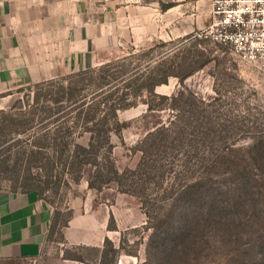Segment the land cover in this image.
Wrapping results in <instances>:
<instances>
[{"label":"rangeland","instance_id":"1","mask_svg":"<svg viewBox=\"0 0 264 264\" xmlns=\"http://www.w3.org/2000/svg\"><path fill=\"white\" fill-rule=\"evenodd\" d=\"M119 2L125 4L130 0ZM137 2L140 5L155 3L159 10L174 2L176 8H182L203 27L210 22L214 0ZM179 23L180 33L177 21L170 22L166 46H155L146 56L138 50L137 62L144 63L151 58L155 64L162 55L166 61L175 57L180 62L185 57L197 60L201 58L199 51L211 61L185 80L197 97L191 100L186 91L181 95L177 111H149L143 102L145 97L119 111L124 128L120 136L112 134L111 153L103 152V160H107L103 171L106 174L110 167L108 155L117 170L123 171L124 183L111 181L90 187L85 180L88 175L76 183L63 168V161L60 162L64 155L62 159L53 160L50 149L37 156L29 151L23 153L25 148L33 147L41 132L48 138L39 142L50 146L58 144L57 148L64 143L63 138L56 142L52 139L56 133L54 125L44 127L40 114L32 127L24 128L26 120L31 119L36 96H44L48 91L46 86L38 87L34 82L0 94V189L25 191L36 187L42 190L46 201L63 210V219L69 212L71 217L74 214L69 203L72 195L88 191L96 202L107 204L122 197L123 205L130 206L141 217L136 225H123L124 248L117 264H264V68L239 58L228 46L209 40L195 42L187 35L197 29L188 31V22ZM158 24L161 28L162 21L158 20ZM131 50L127 47V54ZM180 87L179 78L172 76L168 84L156 90L171 95ZM186 99L191 102L186 103ZM171 120L187 131L193 130L199 122L211 133L205 137L186 134L188 138H182L183 143L174 150L166 148L153 153L147 159L149 164L153 162V171L144 165L134 178L130 169H135L140 160L139 142L148 132ZM40 127L44 129L35 134ZM14 129L21 131L10 137L9 132ZM61 135L68 141L66 133L61 132ZM79 141L86 143L87 135ZM230 147L232 149L228 150ZM184 160L191 164L184 167ZM172 166L177 170L173 185L169 174ZM134 191L149 196L147 208L152 214L149 228H146V207ZM63 243L59 232H53L46 249L49 245L52 252L57 253ZM83 255L93 257L86 251ZM0 264L33 262L0 259Z\"/></svg>","mask_w":264,"mask_h":264},{"label":"crops","instance_id":"2","mask_svg":"<svg viewBox=\"0 0 264 264\" xmlns=\"http://www.w3.org/2000/svg\"><path fill=\"white\" fill-rule=\"evenodd\" d=\"M118 3L0 0V94L122 57L129 46L166 41L171 21H177L179 33L181 21L188 22V31L202 27L176 5L159 10L155 3ZM211 16L212 12L210 20ZM158 20L162 21L161 28ZM69 203L74 214L62 228L64 243L53 253L46 244L55 207L35 190L0 189V259L86 264L65 258L63 248L103 247L107 237L118 247L123 225H136L141 217L123 205L122 197L110 204L98 203L85 191L72 195ZM112 218L116 227H110Z\"/></svg>","mask_w":264,"mask_h":264},{"label":"trees","instance_id":"3","mask_svg":"<svg viewBox=\"0 0 264 264\" xmlns=\"http://www.w3.org/2000/svg\"><path fill=\"white\" fill-rule=\"evenodd\" d=\"M173 5H175L174 2H169L164 5L163 9ZM192 36L193 32L187 35L195 42L207 41ZM167 44L168 41L159 40L156 45L133 47L129 54L103 64L36 82V86H46L48 91L44 96H40V94L36 96L35 103L30 111L31 119L26 120L24 128L32 127L36 117L40 114V120L45 121L43 123L44 127H48L49 124L54 125L56 133L52 139L56 142L63 138L64 143L63 146L60 144L61 147L57 148L58 144L57 146H50L46 142H39L41 139L46 140L48 138L42 132L38 134L39 131L44 129L40 127L37 128L35 133L38 134V141L31 149L25 148L23 153L29 151L30 154L37 156L50 149V159L53 160L62 159L64 155V160H60V162L63 161V168L76 183L83 177L85 178V175H88L85 180L88 181L90 187L100 186L111 181L124 183L122 180L123 171L119 172L117 170L115 163L110 160L108 155L110 167L107 169L106 174L103 171L106 169L105 161H107L103 160L105 157L103 152L111 153L114 146L112 134L115 133L120 136L124 128V122L119 118V111L134 106L142 97H145L143 102L147 104L149 111L163 109L177 111L179 109L178 102L182 100L181 95L186 91L190 94L191 100L197 97L195 92L185 84V80L211 61V58L202 57L199 51L198 55L201 58L197 60L185 57L184 61L180 62L175 57L170 61H166L162 55V59L155 64H152L154 61L151 58H148L144 63L137 62L138 50L146 56L155 49V46L164 47ZM172 76L179 78L181 87L171 95L157 92L156 88L162 84H168L169 78ZM191 100L186 99L185 102L188 103ZM201 125L205 124L198 122L193 130L187 131L176 121L171 120L169 124H161L148 132L139 142L138 149L141 150V157L138 165L135 169H130L133 176L135 175L134 178L137 177L140 168L144 165L151 168L150 172L153 171V162L149 164L150 161L147 160L151 158L153 153H159L160 150L166 148L174 150L176 145L183 143L182 138H188L187 135L205 137V135L211 133V130L206 131ZM20 131V129L11 130L9 136L12 137L13 134L20 133ZM61 132L66 133L68 141L61 135ZM86 135V143L80 142L79 139ZM191 140L188 139L189 142ZM191 145L194 146V144ZM231 149L232 147L228 148V150ZM57 154L59 155L57 156ZM205 163L207 164V162ZM189 164L191 163L188 160H184L182 165L185 167ZM173 167L169 170L171 181L177 175V170ZM67 183L69 184V182ZM174 183L175 180L172 181L171 185ZM28 190H35L40 197L44 198L42 190L36 187ZM134 193L139 196L143 206L146 207L145 212L148 216L146 228H149L152 224V214L147 208L149 196L148 194L146 196L137 194L135 191ZM62 215L63 210L55 207L48 237L53 232L58 231L60 237L64 240L62 228L68 225L71 212L64 219ZM110 227H116L113 218L110 221ZM123 248L122 242L117 247L107 237L103 247L77 245L63 248V256L86 264H117ZM84 251L92 254V259L83 255Z\"/></svg>","mask_w":264,"mask_h":264},{"label":"built area","instance_id":"4","mask_svg":"<svg viewBox=\"0 0 264 264\" xmlns=\"http://www.w3.org/2000/svg\"><path fill=\"white\" fill-rule=\"evenodd\" d=\"M192 37L228 46L239 58L264 68V0H214L210 22Z\"/></svg>","mask_w":264,"mask_h":264}]
</instances>
